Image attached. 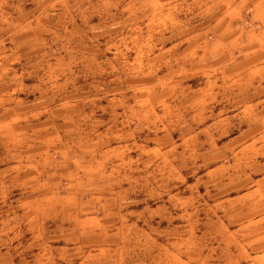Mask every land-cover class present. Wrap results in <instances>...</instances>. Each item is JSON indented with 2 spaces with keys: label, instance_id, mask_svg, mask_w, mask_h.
Wrapping results in <instances>:
<instances>
[{
  "label": "rangeland",
  "instance_id": "374dc122",
  "mask_svg": "<svg viewBox=\"0 0 264 264\" xmlns=\"http://www.w3.org/2000/svg\"><path fill=\"white\" fill-rule=\"evenodd\" d=\"M63 1L57 12L61 0H0V164L9 114L47 116L60 148L87 152L91 139H110L118 101L129 117L144 103V145L180 146L167 158L145 154L138 184L112 189L146 203L111 204L109 235L78 233L86 246L55 235L83 231L62 215L68 183L54 198L56 176L37 174L41 220L31 225L21 208L0 223V264H264V0ZM84 156L82 170L104 175L101 159Z\"/></svg>",
  "mask_w": 264,
  "mask_h": 264
},
{
  "label": "crops",
  "instance_id": "0c3cea01",
  "mask_svg": "<svg viewBox=\"0 0 264 264\" xmlns=\"http://www.w3.org/2000/svg\"><path fill=\"white\" fill-rule=\"evenodd\" d=\"M57 4L61 5H57L56 8L57 12H60L64 7V1L61 0ZM80 4L81 2L78 1V8L81 6ZM261 5L262 3L260 2L257 6ZM237 6L240 5L237 4ZM237 6H235L234 11H236ZM11 87L12 85H9L7 90H11ZM4 101L0 96V103ZM118 102L121 104L118 115L110 117L105 122L108 124L106 131L110 139L103 141L91 139L88 143L87 152L85 150L73 151V149L72 152H69L60 148L58 145L63 140V137L55 133L56 122L54 120L49 121L47 116L40 115L39 119L34 122L27 117H15L14 113L7 116V120L1 124V129L4 130L1 136L7 144L9 157L4 163L0 164V204L3 203L5 206L3 210H0V223L9 219L13 220L11 212L21 208L31 225L41 220L40 214L42 209L45 208L44 202L47 199V193L45 194L46 196H41L42 192L35 190L39 186L45 187V183L42 185L40 182H36L37 174L41 175L42 171H45V173L50 172L51 175L56 176V178L50 180L51 183H48L51 187V192L48 190V193L50 192L52 197L55 198L57 196L59 184L64 181L70 187V190L67 191L70 194L66 193L60 197L66 201L67 205L70 204L72 207L63 209L62 215L66 218L73 217L75 219L73 221L74 225L71 226L70 230L77 228L83 231L55 234L56 238L61 237L60 240L65 241L66 245L72 243V239L79 236L78 233L80 236H85L86 234L108 236V230H110V226L114 222L111 216L113 213V209L110 207L111 204H118L119 207H122L121 209L133 211L146 203V199L138 194L118 197L117 199L111 195L112 189L128 187L129 185L126 183L128 181H134L137 185L138 171L140 172L143 168L145 154L149 159H154L160 154L167 158L171 151L180 146L177 144L179 138L174 140L175 144L165 150L155 146L144 145L141 135L138 134L137 127L138 120L139 122L143 120L141 116H138V108H141L139 112H142L144 103L139 100L135 101L132 106L133 116L129 117L122 113L124 103L122 101ZM18 114L24 113L19 111ZM128 123L134 126L130 132L128 129L126 130ZM114 139L117 141L112 142ZM85 154H88L87 163L90 165L101 163L100 159L103 161L101 165L105 170L104 175L96 169H91V167L87 171L81 169V166L85 164ZM128 164L135 167L131 169L130 175L126 172ZM108 171L111 174L125 178V180L121 181V184L116 183L112 175H108ZM85 177L89 180L87 184L83 185L81 180ZM115 184L119 185L115 186ZM81 188L84 189V192L81 191ZM16 190L27 192L28 194L14 200L12 194H15ZM4 214L6 217H4ZM128 214H134V212L127 213L126 220H128ZM89 221L93 222V225L91 229L86 230ZM10 233L11 231H8V236ZM50 235L55 237L54 232L50 233ZM80 236L78 241L81 240ZM81 241L83 246L91 244V241L88 240ZM99 243L105 244L106 242L100 241Z\"/></svg>",
  "mask_w": 264,
  "mask_h": 264
}]
</instances>
